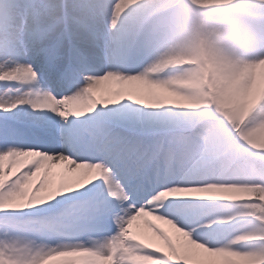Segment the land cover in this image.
Returning a JSON list of instances; mask_svg holds the SVG:
<instances>
[{
    "label": "snow or ice",
    "instance_id": "snow-or-ice-1",
    "mask_svg": "<svg viewBox=\"0 0 264 264\" xmlns=\"http://www.w3.org/2000/svg\"><path fill=\"white\" fill-rule=\"evenodd\" d=\"M231 2L0 0V264H264V54L182 36Z\"/></svg>",
    "mask_w": 264,
    "mask_h": 264
},
{
    "label": "clouds",
    "instance_id": "clouds-1",
    "mask_svg": "<svg viewBox=\"0 0 264 264\" xmlns=\"http://www.w3.org/2000/svg\"><path fill=\"white\" fill-rule=\"evenodd\" d=\"M243 0L196 10L182 31L190 42L185 55L194 60H218L240 64L255 59L264 51V13L252 11L230 16ZM260 5L264 0H254Z\"/></svg>",
    "mask_w": 264,
    "mask_h": 264
},
{
    "label": "bare ground",
    "instance_id": "bare-ground-1",
    "mask_svg": "<svg viewBox=\"0 0 264 264\" xmlns=\"http://www.w3.org/2000/svg\"><path fill=\"white\" fill-rule=\"evenodd\" d=\"M252 11H259L261 13H264V5H257L252 3V0H243L242 3L234 6V9L232 13H230V16H238L243 13H248ZM264 54V53H261Z\"/></svg>",
    "mask_w": 264,
    "mask_h": 264
},
{
    "label": "rangeland",
    "instance_id": "rangeland-1",
    "mask_svg": "<svg viewBox=\"0 0 264 264\" xmlns=\"http://www.w3.org/2000/svg\"><path fill=\"white\" fill-rule=\"evenodd\" d=\"M97 182V181H96ZM98 183V182H97Z\"/></svg>",
    "mask_w": 264,
    "mask_h": 264
}]
</instances>
